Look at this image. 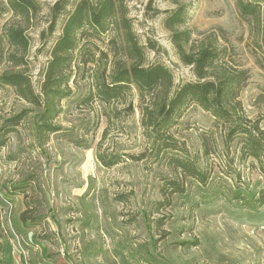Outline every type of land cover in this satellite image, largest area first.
Instances as JSON below:
<instances>
[{"label":"rangeland","instance_id":"rangeland-1","mask_svg":"<svg viewBox=\"0 0 264 264\" xmlns=\"http://www.w3.org/2000/svg\"><path fill=\"white\" fill-rule=\"evenodd\" d=\"M57 1L35 0V18L23 24L7 0H0V74L23 71L37 93L66 18L59 17L48 38ZM64 1L68 11L78 0ZM239 2L257 4L264 17V0H179L189 12L183 29L190 30L191 45L218 46L225 50L227 68L248 72L238 102L245 126L256 125L263 139L264 70L256 64L263 53L256 27L240 16ZM174 7L170 0H126L144 64H164L178 87L196 78L181 63L164 14L153 13ZM11 24L29 37L20 68L6 60L12 49L3 31ZM108 40L88 37L83 54L94 63H78L82 54L75 53L72 95L61 102L54 122L60 130L43 143L36 133L39 109L0 85V136L9 119L26 113L0 149V264H264V205L255 203L264 191V145L260 162L247 157L241 136H229L227 125L191 104L169 132L178 149L153 159L135 90L129 116L122 103H81L92 72L106 63L109 71L117 50ZM116 109L120 115L114 116ZM98 156L119 162L107 168ZM176 157L197 164L208 177L205 185L173 168L168 160Z\"/></svg>","mask_w":264,"mask_h":264},{"label":"trees","instance_id":"trees-1","mask_svg":"<svg viewBox=\"0 0 264 264\" xmlns=\"http://www.w3.org/2000/svg\"><path fill=\"white\" fill-rule=\"evenodd\" d=\"M170 2L175 5L174 8L153 13L164 14L163 26L171 33L170 41L181 63L187 68L190 67L196 78V81L178 87L174 86L173 74L164 64H144V46H140L133 31L131 19L127 14L126 0H78L68 11V2H55L50 9L48 38L54 35L59 17L64 14L66 18L60 28V35L48 52L49 59L42 73L39 93L33 90L30 77L23 71L11 70L0 74V85L13 88L25 103L39 109L36 133L40 143L60 130L54 122L62 112L61 102L72 95L70 85L75 82V67L78 63L85 66L95 61L93 56L88 58L83 54L88 37L97 40L107 37L108 43L113 44L114 35L120 43H115L119 56L117 51L114 52L109 71L106 63L100 72H92L91 89L81 101L82 104L97 102L106 106L122 103L125 105V116H129L133 112L132 95L135 90L139 101L140 126L151 146L153 159H159L165 152L178 149L171 143L169 132L177 125L189 106L196 104L203 111L212 114L217 121L227 125L230 128L229 136L243 138L242 148L247 157L261 161L263 133H260L256 125H251L250 128L245 126L244 113L238 102V97L249 78L248 72L227 68V65H224L225 50L219 49L218 46L211 43L192 46L190 30L183 29L189 16L187 8L180 4L179 0ZM7 3L14 17L20 18L23 24L30 23L38 11L35 0H7ZM237 9L240 16L244 20H250L258 31V49L263 54L261 59L256 60V64L264 70V17L261 9L257 4L242 2L238 3ZM3 32L8 47L12 49L6 60L15 68L25 66L24 59L29 48V37L25 29L11 24L6 26ZM77 52L83 55H80L81 60L78 63L75 57ZM102 56L107 58L104 53ZM119 113L116 109L113 114L115 116L120 115ZM104 116L111 120L109 113L105 112ZM25 117L26 113H21L9 119L6 131L0 136V149L6 144V134L13 132V128ZM97 159L107 168L119 162L106 160L101 156ZM168 161L173 168L205 185L207 175L202 173L192 160L176 157L169 158ZM170 185L178 189L174 183ZM255 203L264 205V191H261ZM25 216L24 212L20 219L23 221Z\"/></svg>","mask_w":264,"mask_h":264}]
</instances>
